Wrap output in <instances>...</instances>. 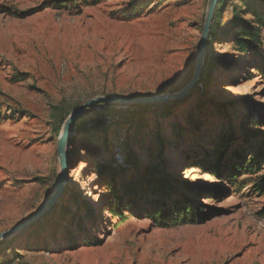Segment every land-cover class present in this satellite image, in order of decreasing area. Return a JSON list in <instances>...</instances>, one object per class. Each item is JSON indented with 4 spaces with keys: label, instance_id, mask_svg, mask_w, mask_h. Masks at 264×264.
Returning a JSON list of instances; mask_svg holds the SVG:
<instances>
[{
    "label": "rangeland",
    "instance_id": "1",
    "mask_svg": "<svg viewBox=\"0 0 264 264\" xmlns=\"http://www.w3.org/2000/svg\"><path fill=\"white\" fill-rule=\"evenodd\" d=\"M210 1L0 0V232L55 190L58 138L78 106L189 82ZM250 3L264 7L225 0L215 11L203 72L182 99L101 102L75 120L62 195L0 241V264H264V165L227 171L234 151H259L264 133V25L254 48L242 53L236 42ZM109 161L116 178L102 170ZM158 183L198 190L190 198L202 216L158 222Z\"/></svg>",
    "mask_w": 264,
    "mask_h": 264
},
{
    "label": "trees",
    "instance_id": "2",
    "mask_svg": "<svg viewBox=\"0 0 264 264\" xmlns=\"http://www.w3.org/2000/svg\"><path fill=\"white\" fill-rule=\"evenodd\" d=\"M225 0H219L218 7L216 9V13L219 15L222 12L223 6H224ZM254 4V3H253ZM247 13L248 15H251L252 18L244 21L242 23V26L238 29L237 35L238 38L236 39L238 49L243 53L247 52L248 50L254 48L256 45L261 43V27L264 25V7L258 8V7H253L252 3L247 5ZM213 23V21H212ZM213 28V26H211ZM211 34V32H210ZM210 36V35H209ZM150 105V104H148ZM153 106L157 107V104H152ZM77 126L76 121L73 124L72 129H75ZM248 126L246 127V129ZM263 133V132H262ZM245 137H250L251 136V130L246 131L244 134ZM258 138V136H257ZM72 139V138H71ZM70 139V142H71ZM257 143H260L261 146L259 148V151L252 154L250 158H246L247 156L241 155L238 151H234L233 158H236L232 163H230L228 167V177H236L237 173L240 172L241 170H248V171H254V170H260L262 166L264 165V133L263 136L260 139H257ZM218 151H221V148H219ZM230 158V161L231 159ZM248 159V160H247ZM246 160V161H245ZM102 170L103 171H108L110 175H112V178H116L115 176V171L116 168L113 165L112 161L109 162H102ZM225 166V164H223ZM235 171V172H234ZM161 184H157V189L154 188V192H157V196L159 197L160 195L158 194L159 192L163 193V189H160ZM164 185V184H163ZM168 186V185H164ZM160 187V188H159ZM262 189L260 186L259 189ZM164 195L162 198H160V204H156L154 206L153 212H151V215H154V217L158 218V222L161 224H169L172 219H174V214L178 212L179 214L183 215V219L189 220L193 219L197 216L201 215L200 212V206L202 204L198 203L196 200V203L191 200V196H197L198 198L200 197V194L198 190H194L191 187H188V193L187 194H181L179 191L177 192L176 190L171 189V186L169 187H164ZM132 187L129 185L125 186L123 191L124 194H131ZM123 194V195H124ZM138 195L139 192H136ZM114 200L116 202L115 208L118 210L121 207L123 196L120 193H115L114 192ZM136 195V196H137ZM146 194H144L141 197H138L143 199V197ZM156 197H153L152 199L144 198V202H152L155 200ZM196 198V197H195ZM131 199V198H130ZM197 199V198H196ZM138 200V202L140 201ZM158 202V203H159ZM119 207V208H118ZM113 213L115 214V209L112 208ZM202 216V215H201ZM40 221V220H39ZM37 223V222H36Z\"/></svg>",
    "mask_w": 264,
    "mask_h": 264
},
{
    "label": "water",
    "instance_id": "3",
    "mask_svg": "<svg viewBox=\"0 0 264 264\" xmlns=\"http://www.w3.org/2000/svg\"><path fill=\"white\" fill-rule=\"evenodd\" d=\"M219 0H211L205 23L203 26L202 37L200 42L199 53L196 59V65L194 72L189 80V82L180 90L171 93H162L157 95H148L143 97H127V96H96L84 104L78 106L74 111H72L64 121L62 132L58 138L57 153L60 161V175L56 182L55 190L49 195V197L40 205V207L28 218L23 220L21 223L14 227H11L5 231L0 232V241L11 238L18 234L19 232L25 230L29 226L35 224L40 219L44 218L50 210L54 207L57 200L62 195L65 188V181L68 173L69 156L68 151L70 147V139L72 134V127L77 118H79L87 108L92 107L98 103H108V104H165L169 101L180 100L188 93H190L197 85L200 76L204 68V58L208 46L209 35L211 30L212 21L216 8L218 6Z\"/></svg>",
    "mask_w": 264,
    "mask_h": 264
}]
</instances>
